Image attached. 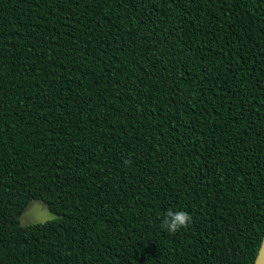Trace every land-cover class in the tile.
<instances>
[{
  "label": "trees",
  "instance_id": "16d2710c",
  "mask_svg": "<svg viewBox=\"0 0 264 264\" xmlns=\"http://www.w3.org/2000/svg\"><path fill=\"white\" fill-rule=\"evenodd\" d=\"M263 239L264 0H0V264H254Z\"/></svg>",
  "mask_w": 264,
  "mask_h": 264
},
{
  "label": "water",
  "instance_id": "95a60500",
  "mask_svg": "<svg viewBox=\"0 0 264 264\" xmlns=\"http://www.w3.org/2000/svg\"><path fill=\"white\" fill-rule=\"evenodd\" d=\"M23 216L30 224H39L56 218L58 214L53 212L48 206L34 202L28 209L25 210ZM254 264H264V239Z\"/></svg>",
  "mask_w": 264,
  "mask_h": 264
},
{
  "label": "clouds",
  "instance_id": "9594fccd",
  "mask_svg": "<svg viewBox=\"0 0 264 264\" xmlns=\"http://www.w3.org/2000/svg\"><path fill=\"white\" fill-rule=\"evenodd\" d=\"M128 164L130 161L125 160ZM192 222V216L184 210L169 209L161 219L160 227L166 230L169 234H176L182 229H187Z\"/></svg>",
  "mask_w": 264,
  "mask_h": 264
}]
</instances>
